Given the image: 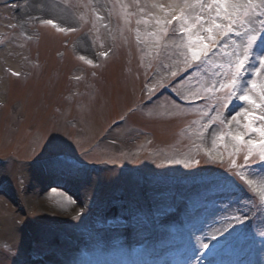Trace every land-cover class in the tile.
I'll list each match as a JSON object with an SVG mask.
<instances>
[{
	"label": "rangeland",
	"instance_id": "rangeland-1",
	"mask_svg": "<svg viewBox=\"0 0 264 264\" xmlns=\"http://www.w3.org/2000/svg\"><path fill=\"white\" fill-rule=\"evenodd\" d=\"M206 3L202 9L200 0H0L6 13L0 14V190L7 191L0 196V264H33L32 241L38 255L45 244L54 249L49 263L76 264L62 238L68 222L86 264H264V164L257 152L246 165V149L236 152L230 136L219 139L221 132H246L243 116L239 124L231 119L238 110H259L229 102L227 89L209 91L227 57L221 52L187 69L188 38L200 33L193 27L181 39L183 25L165 23L183 12L191 24L207 16ZM44 18L77 30L63 38L35 28ZM262 49L258 39L243 86L259 82L253 69ZM77 52L98 66L84 69L73 61ZM216 107L219 118L206 131ZM57 156L61 162L54 163ZM186 181L190 210L176 198ZM140 190L156 202L159 220L145 217ZM112 206L141 213L132 215L133 226L121 209L117 220L112 212L97 216ZM103 215L114 220L109 230ZM94 218L99 223L89 229ZM126 227L135 230L129 237L138 233L118 243Z\"/></svg>",
	"mask_w": 264,
	"mask_h": 264
},
{
	"label": "snow or ice",
	"instance_id": "snow-or-ice-1",
	"mask_svg": "<svg viewBox=\"0 0 264 264\" xmlns=\"http://www.w3.org/2000/svg\"><path fill=\"white\" fill-rule=\"evenodd\" d=\"M201 8L205 7V0H200ZM207 16L201 14L195 17V19L189 24L188 17L181 12V14H174L165 23L172 25L173 21L179 22L183 25L179 36L181 39L184 34L192 33L193 27H196L197 33L196 39L193 40L191 36L188 38L187 49L190 54L191 61H199L201 63H207L209 59L217 56L221 52L227 57L225 62L219 65L220 71L213 73L214 76H218L219 79L211 81V87L208 89L223 91L227 89L226 99L230 102L233 98L239 99L252 106V109L259 110L258 112L244 109L243 111H237L235 115L231 116L232 120H236L240 123L239 117L243 116L244 127L246 132L244 134L236 133H219V139L223 141L225 136H230L231 140L235 142V151L239 152L242 148L246 149L244 155V161L247 165L250 159L259 153V160L261 164H264V49L260 51L259 58L260 64L257 68L253 69V72L260 77L259 82L257 80H250L248 86H243L240 79L242 70L246 71V62L249 59L250 51L253 45L261 39H264V0H207ZM42 24L51 25L58 32H75V27L59 26V22L51 19L44 18L41 20ZM157 24L161 21L157 20ZM14 27V26H13ZM156 35V33H152ZM163 35L168 39L172 37L168 36L167 30H163ZM236 36L240 38L238 43L232 40V37ZM231 41V44H230ZM228 47L232 48L231 52L223 51ZM107 57L108 52L102 53ZM201 57L205 59L201 60ZM84 60V57H80ZM88 64H92L93 61L88 60ZM186 64H190V61H185ZM11 75L19 76L20 73L12 71ZM173 77L177 76L176 71H172ZM255 97V98H254ZM220 107L227 108L228 103L221 105ZM216 116L210 117V123L205 124V130L210 131L216 120L219 118L220 109L215 108ZM259 121L257 124L255 122ZM222 123L227 124L228 118L225 117ZM253 134L259 136V140L253 139ZM247 135V139L245 136ZM61 162V157L57 156L54 163ZM196 164L199 161H195ZM233 166H236V161H232ZM186 168L190 167L189 164L184 165ZM241 179H244L243 174L238 173ZM251 186V181H246ZM261 198L264 199V192L261 193ZM239 221V217H234ZM223 231H227L224 229ZM223 234V233H222ZM215 239V236L212 237ZM207 248V245H204Z\"/></svg>",
	"mask_w": 264,
	"mask_h": 264
},
{
	"label": "bare ground",
	"instance_id": "bare-ground-1",
	"mask_svg": "<svg viewBox=\"0 0 264 264\" xmlns=\"http://www.w3.org/2000/svg\"><path fill=\"white\" fill-rule=\"evenodd\" d=\"M153 1H155V0H153ZM0 14H6V13H5V11L0 10Z\"/></svg>",
	"mask_w": 264,
	"mask_h": 264
}]
</instances>
